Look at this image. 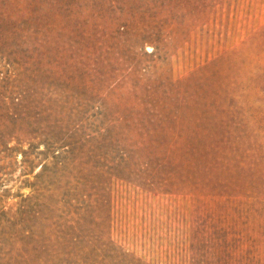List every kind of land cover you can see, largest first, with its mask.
I'll use <instances>...</instances> for the list:
<instances>
[{"label":"rangeland","instance_id":"obj_1","mask_svg":"<svg viewBox=\"0 0 264 264\" xmlns=\"http://www.w3.org/2000/svg\"><path fill=\"white\" fill-rule=\"evenodd\" d=\"M0 264H264V0H0Z\"/></svg>","mask_w":264,"mask_h":264},{"label":"trees","instance_id":"obj_2","mask_svg":"<svg viewBox=\"0 0 264 264\" xmlns=\"http://www.w3.org/2000/svg\"><path fill=\"white\" fill-rule=\"evenodd\" d=\"M222 234H223V232H222ZM225 236H227L228 237V235L227 234H225ZM212 238V237H211ZM217 238V237H216ZM217 241H218V238H217ZM219 242V241H218ZM228 242H229V239H227V240H225L224 241V244H225V246L228 244ZM217 245V243H215V246Z\"/></svg>","mask_w":264,"mask_h":264}]
</instances>
